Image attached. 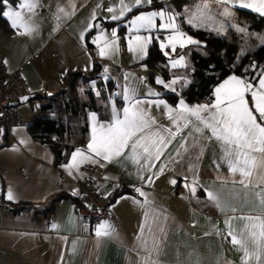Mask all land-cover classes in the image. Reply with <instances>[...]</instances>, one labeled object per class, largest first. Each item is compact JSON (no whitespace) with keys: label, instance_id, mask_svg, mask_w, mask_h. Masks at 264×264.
<instances>
[{"label":"crops","instance_id":"0c3cea01","mask_svg":"<svg viewBox=\"0 0 264 264\" xmlns=\"http://www.w3.org/2000/svg\"><path fill=\"white\" fill-rule=\"evenodd\" d=\"M21 3L33 4L34 7L31 10L28 7L20 8ZM124 3L131 6L135 0H124ZM200 3L201 0H166L158 7L143 8L149 4L145 2L135 7L139 10L129 15V12L126 13L121 19L126 18L116 24L106 23L116 21L111 16L119 14L120 0H8L3 6L2 11H8L9 7L19 11L21 20L13 28L11 20L4 16L12 31L7 33L0 27V61L8 69L18 70L26 80L29 92L41 94L37 99L44 98L46 102L56 91L65 88L63 78L66 74L80 72L82 75L77 77L75 86L89 85L87 93H92L95 107H81L82 103H89L87 97L79 104L72 103L77 114L64 112L63 108H58L62 106L58 102L59 95H56L55 102L58 104L54 105L61 111L60 114L65 117H69V114L80 116L82 122L76 139L71 140L75 146L67 159L57 164L54 163L52 149L34 139L28 130L35 116L26 114L23 118L18 112V124L9 128L0 124V178L3 185V200H0V264H242V258L246 259L247 264H264V254L259 262L252 256L245 258L240 245H234L229 235L232 232L242 240L250 253L256 250L249 230L253 223L259 221H250L247 217L264 220V204L261 203L264 183L260 181L264 172L254 170L252 176L245 180V187L240 183V174L232 173L226 160L222 159L220 142L215 138L209 139V129L188 113H184L189 121L187 126L184 120H177L180 99L190 107L210 104L214 101L215 88L233 75L247 79L256 87L264 66L253 77L228 73L213 85L209 100L187 101L180 96L175 103H171L163 93L172 90L163 85H160L161 89L151 92L159 95L136 94V98L142 101L163 100L175 110L169 113L164 105L157 106L155 103L142 105L148 116L155 119L151 132L163 136L166 147L162 146L159 159L150 161H146V155L140 148L133 156L129 146L110 161L97 157V163L87 162L103 167L97 185L104 193L131 184L110 202L108 215L104 219L94 222L87 220L78 213L77 200L56 196L62 193L76 197L78 194L75 182L83 176L81 166L69 174L63 165L69 163L71 153L77 148H87L93 127L91 114H96L97 122L107 123L111 121L113 104L121 112L125 106V102L117 97L111 99L109 92L114 85L113 79L104 80L101 77L103 68L123 71L145 64L140 62L145 55L139 51H129L128 42L133 35L147 36L149 33L144 30L129 33L128 22L141 12L179 14L176 23L180 29L200 42V37L207 36L199 32L198 27L186 22V10H195ZM207 3L216 19L219 12L228 7L232 14L235 12L247 22V27V18L236 12L237 9L255 12L236 5L220 4L217 0H207ZM109 7H113L115 13H109ZM96 21L101 24L99 29L95 28ZM162 22L159 17L156 19L157 28L151 32L153 38L147 50L155 41L163 53L167 51L173 55L170 48L162 50L159 46L160 41L170 34V30L159 28ZM21 23L31 32L21 27ZM89 24L94 27L89 29ZM120 26L123 28L120 29ZM113 29L117 32V43L107 50V55L101 57L93 38L103 30L111 39ZM81 33H84L83 40ZM135 44L133 41V47ZM184 48L182 53L196 47L191 44ZM97 66L100 71L84 79L87 72ZM157 68L163 79L167 80L169 71L166 69L168 77L165 78L161 71L164 67ZM149 80L152 84H158L151 73ZM100 82L101 85L97 86ZM94 88L99 94L96 95ZM248 99L251 106V97L248 96ZM107 100H111L109 105ZM57 118L58 115L55 118L58 121ZM84 122L86 131L81 135L80 128ZM74 124L73 121V132ZM177 127L180 129L178 132ZM196 127L202 131H195ZM79 137H83L80 144L77 143ZM172 180L176 183H171ZM193 187L195 193L191 191ZM9 189L14 196L11 200L7 198ZM136 189L146 195L141 196ZM209 192L216 195L217 200L209 199ZM15 203L30 204V207L13 213L12 204ZM105 221L110 226L111 235L97 236L98 226Z\"/></svg>","mask_w":264,"mask_h":264},{"label":"snow or ice","instance_id":"6c2138e0","mask_svg":"<svg viewBox=\"0 0 264 264\" xmlns=\"http://www.w3.org/2000/svg\"><path fill=\"white\" fill-rule=\"evenodd\" d=\"M152 3V0H135V3L129 6L124 3V0H120L121 7L119 14H113L112 20H120L126 13L131 12L133 8L141 5L142 3ZM220 4L236 5L243 8H249L260 15L264 16V0H217ZM8 0H0V8H3ZM20 8L28 7L30 10L34 7L33 4L21 3ZM63 11V9H61ZM109 13H115L113 7L107 9ZM0 15L6 16L11 20L12 27L16 28L18 22L21 20V13L19 11H13L9 7L8 11L0 12ZM179 14L166 13L165 11H152L141 12L136 15L129 23V33H139L144 30L149 33L147 36H141L139 34L133 35L129 40V51H139L140 53L147 54V45L151 42V32L157 28L156 19L159 17L163 22L159 24V28L163 30H170V34L165 40L160 41V48L171 49L172 53H175L177 47L184 48L186 45L198 44L199 41L194 40L192 36H188L183 32L179 25L176 23L177 16ZM219 15L223 17H231L232 13L228 7H225ZM187 24L192 27H209L210 30L217 33H222L225 29L223 22L216 20L215 14L211 12L207 0H201L195 10H186ZM95 19V14L93 15ZM21 27H25L26 31L31 32V29L26 25L20 24ZM236 27V25H231ZM94 25L89 24L88 28H92ZM99 27V25H95ZM88 29H85L87 31ZM237 31L244 32V28H237ZM111 39L108 35L101 30V32L93 38V43L99 47V55L101 57L107 55V50L117 43L116 29L111 31ZM84 39V33H81V40ZM159 40V37H156ZM261 44H264V37H258ZM133 41L136 42L133 47ZM101 42H103L101 46ZM164 55L168 56L166 51ZM171 66L186 67L184 63V57L179 56L176 59L170 60ZM107 71V69H105ZM158 84H162L165 88L172 91H176L175 85L183 84L187 86L190 81H187L184 77L174 76L171 81L165 82L161 78H157ZM150 95H159L158 93H149ZM118 95H120L118 93ZM123 100L125 106L121 111H118L113 104L111 121L107 123L97 122L95 113L91 114L93 121L91 138L87 144L86 149L77 148L71 153V160L68 164L63 165L69 170V174L73 169H79V167L87 162L97 163L96 158H103L106 161H110L115 156H120L125 149L129 146L133 156L137 154V149L143 150V154L146 155V161H150L153 158L159 159L162 154V146L166 147V142L163 136H160L158 132H151V124L155 123L154 118H150L148 113L144 110L142 105L144 103H155L157 106L164 105L169 113L175 111L163 100L156 101H142L136 98V92L134 89L124 86L123 88ZM248 96L251 97V106L249 104ZM26 99V98H25ZM188 113L195 117L197 121L203 124V127L209 129L211 136L209 139L215 138L220 142L223 150L222 159L226 160L229 170L232 173H239L242 179L240 183L247 187L245 180L250 178L254 170H260L264 172V72H262L258 78V86L254 87L247 79H241L235 75L228 77L222 83H220L214 90V101L210 104L188 106L183 99L179 101V111L177 112V120H184L185 126L188 124V117L184 115ZM202 113H207L202 115ZM177 127V132L179 131ZM166 131L171 132L170 129ZM195 131L201 132L200 127H196ZM175 136V133H172ZM23 143V141H21ZM131 142V144H130ZM170 142V141H169ZM255 153H259L257 156ZM163 171V168L160 169ZM149 180L151 178L149 177ZM260 181L264 183V175L260 177ZM171 183L175 184L176 181L172 180ZM187 186V185H186ZM140 192L141 196H145L140 189H136ZM195 193V187L191 189ZM73 194H76L75 192ZM257 195H260L259 193ZM209 199L217 200L216 195L209 192ZM9 200L13 199V193L9 189L7 193ZM261 203L264 204V197L261 198ZM235 211V209H233ZM248 220H256L258 223H253L249 230V236L252 238L253 244L256 246V250L249 252L246 244L237 239L232 232L229 235L232 236V243L234 245H240V249L244 252V257L252 256L257 262L260 261L261 255L264 254V220L259 217H247ZM227 223V221H226ZM53 227H57L53 225ZM110 226L105 221L99 225L96 234L97 236L111 235ZM155 264V262H153ZM242 264H247L246 259L242 258Z\"/></svg>","mask_w":264,"mask_h":264},{"label":"trees","instance_id":"16d2710c","mask_svg":"<svg viewBox=\"0 0 264 264\" xmlns=\"http://www.w3.org/2000/svg\"><path fill=\"white\" fill-rule=\"evenodd\" d=\"M166 0H152L151 4L144 6L143 8L149 7H158L163 5ZM140 8H134L132 12L139 10ZM2 12V8H0ZM239 14L244 15L248 20V28L252 30H261L264 29V17L255 13L243 9H237ZM126 17L116 20L109 21L106 24H116L124 20ZM0 27L7 33H10L12 29L8 25L6 19L3 15H0ZM123 27L120 26V29ZM201 42L194 44L196 48H192L189 51L190 58L195 70V76L193 80L184 86L179 91H164V97L171 103H175L177 99L181 96L187 101H201L209 100L212 96V87L213 85L223 78L228 73H235L237 75H247L248 77H253L259 69H262L264 66V44L256 46L254 49L244 54L243 57L235 60L233 54V43L231 40H227L225 37H218L216 39H209L207 37H200ZM185 48H179L175 53L179 54L184 51ZM166 55L157 47L156 42L154 41L148 47L147 54L140 62L145 63L151 68H157L158 64L167 60ZM241 59V60H240ZM246 66V68H245ZM161 71L165 78L168 77L167 68L163 66ZM100 71V68L97 66L93 70L88 71L87 76H84V79H88L90 75ZM82 75L80 72H69L64 76V85L65 88H61L56 91V94L49 97L48 101L41 105V109L45 111H51L55 109L63 108L62 110L68 111L73 114H77V109L74 108V104L70 101H65L62 107L58 108L54 105L57 100L56 95L65 94L68 91H71L75 87V82L77 77ZM95 77V76H94ZM102 82L98 83L97 86L101 85ZM41 94H37L35 97H41ZM31 99V98H30ZM29 99V100H30ZM89 103H82L81 107L84 105L89 107L91 106L94 109V99L92 93L88 95ZM86 123L84 122L80 128L81 135L86 131ZM28 130L31 136L38 140L41 143L47 144L55 155L54 163H60L67 159V156L71 149L75 146V143H71L68 140H65L66 131L65 126L60 121H57L53 117L47 116H35L32 119L31 125L28 126ZM6 137V134L4 135ZM83 142V137H79L78 144ZM56 196L66 197L71 201H76L77 198L71 195H66L59 193ZM0 200H3V185L0 178ZM5 203V201H4ZM30 207V204L26 203H15L12 204V212L16 213L20 210Z\"/></svg>","mask_w":264,"mask_h":264},{"label":"rangeland","instance_id":"374dc122","mask_svg":"<svg viewBox=\"0 0 264 264\" xmlns=\"http://www.w3.org/2000/svg\"><path fill=\"white\" fill-rule=\"evenodd\" d=\"M222 12V11H220ZM219 12V13H220ZM218 22H223L225 24V29L222 33H217L215 31L210 30L209 27H198L196 28L199 32H202L207 36L209 39H216L221 36H225L227 40H231L233 43V54L235 60L241 58L244 56V54L248 53L252 49H254L258 44L260 43V40L258 37H264V29L262 30H252L247 27V22L244 21L242 18H239L235 12L231 15V17H223L221 15H218L217 19ZM231 25H236V27H232ZM237 28H244V32L237 31ZM263 31V32H262ZM201 42V41H200ZM260 45V44H259ZM171 54V53H169ZM179 56L184 57V63L186 64V67H176L173 68L171 66L170 60L176 59ZM241 60V59H240ZM159 66H165L167 70L170 73V76L167 80L163 79L161 72L158 68H148L145 64L139 68H133V69H125L123 71H117L111 68H103V71L101 72V77L106 80L107 78L113 79V87L110 89V96L111 99H114L117 97V99L123 100V88L124 86H128L131 89H134L136 94L141 93H150L156 90L161 89L162 84H152L149 80V74L151 73L155 82L157 81V78H161L165 80V82L171 81V79L174 76H181L184 77L187 81H192L193 77L195 76V70L192 64V60L190 58V54L188 51L181 54H173L168 55L167 60L160 64ZM246 68V66H245ZM107 69V71H105ZM157 83V82H156ZM87 87L89 85L86 84H79L75 86L74 89L71 91L66 92L65 94H60L58 96L59 98V104L63 106V101H70V103H76L79 104L81 100H87L88 93H87ZM164 87V86H163ZM184 87L183 84H177L175 85L176 91L181 90ZM105 89V88H104ZM96 95L99 94L97 89L94 88L93 90ZM118 93L120 95H118ZM97 97V96H96ZM98 100H100L99 96L97 97ZM46 102V99H37V98H31L30 100H26L22 103H17V109L19 114L25 118L26 114L29 116H48L56 118L57 115L59 118L58 121L64 124L65 131H66V137L65 140H75L77 135L79 134V125L81 122L80 116H71L69 114V117H65L63 114H60L61 111H58V109L51 110V111H43L41 109V104L43 105ZM109 105L111 100H107ZM55 104H58L57 102H54ZM78 108L81 109L80 105H78ZM60 115V116H59ZM73 121L74 124V132H73ZM73 138V139H72Z\"/></svg>","mask_w":264,"mask_h":264},{"label":"built area","instance_id":"2783aa9c","mask_svg":"<svg viewBox=\"0 0 264 264\" xmlns=\"http://www.w3.org/2000/svg\"><path fill=\"white\" fill-rule=\"evenodd\" d=\"M29 92V86L20 72L8 69L0 61V124L9 128L19 122L17 103L21 95ZM82 178L75 183L78 188L76 207L81 217L90 221H99L108 215L110 202L114 197L131 187L126 184L111 192L104 193L98 188L97 180L103 173V167L84 163L80 167Z\"/></svg>","mask_w":264,"mask_h":264},{"label":"water","instance_id":"95a60500","mask_svg":"<svg viewBox=\"0 0 264 264\" xmlns=\"http://www.w3.org/2000/svg\"><path fill=\"white\" fill-rule=\"evenodd\" d=\"M95 25H99V27L101 26L100 22L99 21H96L95 22ZM99 27H95L96 29H99ZM38 93L36 92H29V93H25L23 95L20 96L19 98V103H22V102H25L26 100L32 98V97H35ZM26 98V99H25Z\"/></svg>","mask_w":264,"mask_h":264}]
</instances>
